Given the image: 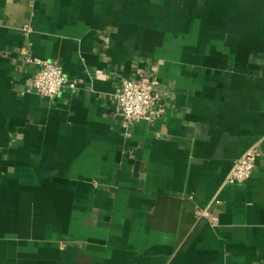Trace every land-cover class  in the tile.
Here are the masks:
<instances>
[{
    "label": "crops",
    "instance_id": "0c3cea01",
    "mask_svg": "<svg viewBox=\"0 0 264 264\" xmlns=\"http://www.w3.org/2000/svg\"><path fill=\"white\" fill-rule=\"evenodd\" d=\"M140 73L165 113L125 127ZM0 264H264V0H0Z\"/></svg>",
    "mask_w": 264,
    "mask_h": 264
},
{
    "label": "built area",
    "instance_id": "2783aa9c",
    "mask_svg": "<svg viewBox=\"0 0 264 264\" xmlns=\"http://www.w3.org/2000/svg\"><path fill=\"white\" fill-rule=\"evenodd\" d=\"M27 60L38 66L32 77V88L44 97H56L64 87L76 89V81L68 79L63 68L54 61L29 55ZM157 81L151 76L140 73L136 78H124L121 88L116 94L115 116L121 118L125 127L135 122L146 120L152 123L161 117L165 110L161 106V96L156 89ZM31 88L28 89L30 91ZM258 150L251 147L236 159L225 179V184L243 183L253 174ZM198 214L211 220L213 225L218 223L216 216H209L207 210H198Z\"/></svg>",
    "mask_w": 264,
    "mask_h": 264
}]
</instances>
